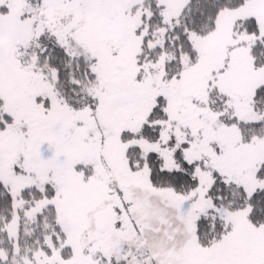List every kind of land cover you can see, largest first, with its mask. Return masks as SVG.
Here are the masks:
<instances>
[{"label":"snow or ice","instance_id":"1","mask_svg":"<svg viewBox=\"0 0 264 264\" xmlns=\"http://www.w3.org/2000/svg\"><path fill=\"white\" fill-rule=\"evenodd\" d=\"M0 264H264V0H0Z\"/></svg>","mask_w":264,"mask_h":264}]
</instances>
